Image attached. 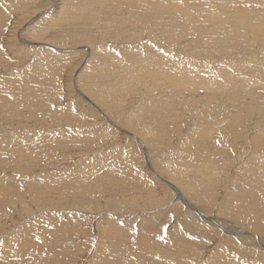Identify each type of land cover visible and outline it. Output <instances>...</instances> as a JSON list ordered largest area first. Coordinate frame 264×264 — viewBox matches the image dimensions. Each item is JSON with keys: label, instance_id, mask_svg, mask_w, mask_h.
<instances>
[{"label": "rangeland", "instance_id": "rangeland-1", "mask_svg": "<svg viewBox=\"0 0 264 264\" xmlns=\"http://www.w3.org/2000/svg\"><path fill=\"white\" fill-rule=\"evenodd\" d=\"M0 264H264V0H0Z\"/></svg>", "mask_w": 264, "mask_h": 264}, {"label": "bare ground", "instance_id": "bare-ground-1", "mask_svg": "<svg viewBox=\"0 0 264 264\" xmlns=\"http://www.w3.org/2000/svg\"><path fill=\"white\" fill-rule=\"evenodd\" d=\"M239 20H240V19H239ZM239 20H238V21H239ZM245 22H246V21H245ZM255 30H256V29H255ZM258 35H259V34H258ZM219 109H220V108H219ZM111 123H112V122H111ZM210 220H211V219H210ZM212 220H213V219H212ZM215 224H217V223H215ZM218 226H219V225H218ZM219 227H220V226H219ZM228 233H229V232H228ZM235 240H236V239H235Z\"/></svg>", "mask_w": 264, "mask_h": 264}]
</instances>
